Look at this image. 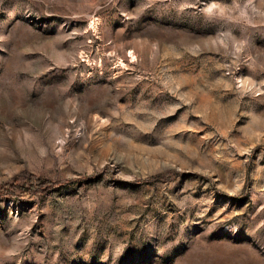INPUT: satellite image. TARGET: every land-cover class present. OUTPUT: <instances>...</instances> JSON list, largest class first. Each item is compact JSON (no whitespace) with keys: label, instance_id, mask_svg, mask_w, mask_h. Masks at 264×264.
Masks as SVG:
<instances>
[{"label":"rangeland","instance_id":"1","mask_svg":"<svg viewBox=\"0 0 264 264\" xmlns=\"http://www.w3.org/2000/svg\"><path fill=\"white\" fill-rule=\"evenodd\" d=\"M0 264H264V0H0Z\"/></svg>","mask_w":264,"mask_h":264},{"label":"trees","instance_id":"2","mask_svg":"<svg viewBox=\"0 0 264 264\" xmlns=\"http://www.w3.org/2000/svg\"><path fill=\"white\" fill-rule=\"evenodd\" d=\"M29 179H30L29 185L27 187H25L24 190H23V187H20V186H14V185L8 186L10 188V190H7V193H9V194H7L8 197H15V195L12 191L15 187L19 188L21 190V192H23L27 195H31V196L36 195V194H44L53 187L51 182H48L46 180H42L39 177L31 176ZM5 191H6V189H5Z\"/></svg>","mask_w":264,"mask_h":264}]
</instances>
